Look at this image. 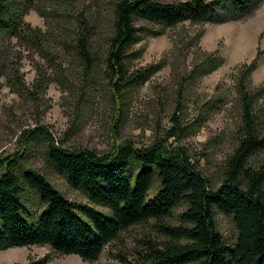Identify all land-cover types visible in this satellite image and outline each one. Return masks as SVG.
<instances>
[{
    "label": "rangeland",
    "instance_id": "obj_1",
    "mask_svg": "<svg viewBox=\"0 0 264 264\" xmlns=\"http://www.w3.org/2000/svg\"><path fill=\"white\" fill-rule=\"evenodd\" d=\"M117 2L72 0L69 5H39L34 0L30 8L37 5L40 12L31 9L25 21L41 30L38 40H0V165L22 153L17 158L21 164L44 175L66 198L109 212L55 168L48 159L49 141L36 130L50 132L59 146L105 154L128 140L146 147L167 139L178 116L186 131L182 137H169V143L186 147L212 187L218 188L239 140V72L259 52L257 69L247 83L252 91L264 88V4L252 16L226 23L185 22L162 28L138 21L141 35L129 60L130 72L147 68L154 72L145 83L116 94L104 59L87 72L74 41L79 15L85 13L96 27L95 47L104 56L114 32ZM209 60L213 67L218 62L222 66L212 69ZM254 109L264 131V94L256 99ZM253 163L264 165V152ZM5 173L6 168L0 167V178ZM24 188L27 211L37 216L44 209L41 198L25 183ZM158 191L156 183L150 196ZM215 219L226 242L235 244L238 230L233 218L216 211ZM161 241L150 221L123 234L96 262L59 256L48 246H32L0 251V264H121L118 254L136 263L151 244Z\"/></svg>",
    "mask_w": 264,
    "mask_h": 264
},
{
    "label": "trees",
    "instance_id": "obj_2",
    "mask_svg": "<svg viewBox=\"0 0 264 264\" xmlns=\"http://www.w3.org/2000/svg\"><path fill=\"white\" fill-rule=\"evenodd\" d=\"M32 1L0 0V40H38L41 30L25 21L31 9L40 12L37 5L30 8ZM35 1L39 5L72 2ZM263 4L264 0H118L114 32L108 38L104 56L95 47L96 27L85 13L79 15L74 49L87 72L94 71L104 59L112 88L122 94L148 81L154 72L153 68L130 72L129 60L141 35L138 21L162 28L185 22L226 23L252 16ZM260 56L259 52L239 72V140L218 188L212 187L186 147L169 143V137H182L186 131L178 116L167 139H158L146 147L128 140L105 154L59 146L50 132L39 128L36 132L49 141V161L73 187L84 190L94 204L109 212L66 198L44 175L21 164L17 158L22 153L17 158H7L0 165L6 168L0 178V251L48 246L59 256H79L85 262H96L131 228L152 221L163 241L151 244L136 263L118 254L121 264H264V165L253 163L264 152V131L254 109L264 88L252 91L247 83ZM208 63L213 67L212 60ZM216 64L212 69L222 66V62ZM24 183L44 205L37 216L27 211ZM156 183L159 191L151 197ZM182 206L184 211L178 213ZM216 211L233 218L238 230L235 244H228L219 232ZM32 219L38 221L33 223Z\"/></svg>",
    "mask_w": 264,
    "mask_h": 264
}]
</instances>
